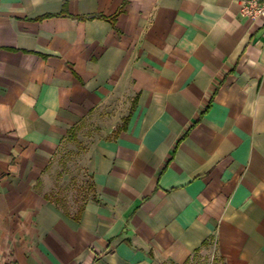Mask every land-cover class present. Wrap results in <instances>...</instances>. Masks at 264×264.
Instances as JSON below:
<instances>
[{
    "label": "crops",
    "instance_id": "obj_1",
    "mask_svg": "<svg viewBox=\"0 0 264 264\" xmlns=\"http://www.w3.org/2000/svg\"><path fill=\"white\" fill-rule=\"evenodd\" d=\"M241 0H0V264H264V18ZM86 145L91 197L53 199Z\"/></svg>",
    "mask_w": 264,
    "mask_h": 264
},
{
    "label": "rangeland",
    "instance_id": "obj_2",
    "mask_svg": "<svg viewBox=\"0 0 264 264\" xmlns=\"http://www.w3.org/2000/svg\"><path fill=\"white\" fill-rule=\"evenodd\" d=\"M85 150L86 145L83 141L69 140L68 145L61 150L57 158L53 175L55 189L51 197L64 206L69 201L80 206L91 197L90 180L82 172L81 158Z\"/></svg>",
    "mask_w": 264,
    "mask_h": 264
},
{
    "label": "built area",
    "instance_id": "obj_3",
    "mask_svg": "<svg viewBox=\"0 0 264 264\" xmlns=\"http://www.w3.org/2000/svg\"><path fill=\"white\" fill-rule=\"evenodd\" d=\"M241 15L249 20L255 21L264 18V0H241Z\"/></svg>",
    "mask_w": 264,
    "mask_h": 264
}]
</instances>
